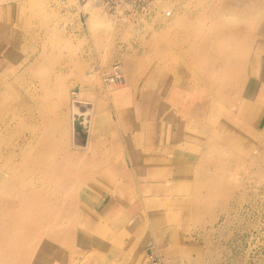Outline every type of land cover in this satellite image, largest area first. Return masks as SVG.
<instances>
[{"label":"rangeland","instance_id":"374dc122","mask_svg":"<svg viewBox=\"0 0 264 264\" xmlns=\"http://www.w3.org/2000/svg\"><path fill=\"white\" fill-rule=\"evenodd\" d=\"M90 1L0 0V164H21L23 147L49 141L48 154L35 158L48 155L64 163L63 173L80 175L60 186V173L51 182L50 231L30 264H264L262 0H153L146 15L126 16L101 5L96 18L97 1ZM231 3L239 13L224 18L230 39L217 48L215 21ZM244 16L249 26L233 37L232 25ZM247 53L245 65L238 57ZM115 63L126 82L111 88L103 73ZM74 91L80 111L92 109L96 147H82L87 128L74 131L84 119L74 114Z\"/></svg>","mask_w":264,"mask_h":264},{"label":"bare ground","instance_id":"6f19581e","mask_svg":"<svg viewBox=\"0 0 264 264\" xmlns=\"http://www.w3.org/2000/svg\"><path fill=\"white\" fill-rule=\"evenodd\" d=\"M89 2H91L90 0H89ZM92 3V2H91ZM91 3H90V5H91ZM89 4V3H88ZM88 4L86 5V6H88ZM189 6V5H188ZM261 6L262 7H264V0H262V4H261ZM100 7H101V4L100 3H98V2H95L94 3V6L92 7V9L91 10H94L93 12H92V15H91V17L92 18H96V17H99L100 16ZM190 8V7H189ZM225 8V10H224V12L222 13V15H221V19H222V22H217L218 20H216L215 22L216 23H218L219 25H217V27H215V28H217L216 30V39H212V41H213V44L215 43V47H217V48H220V44H219V42L221 43V41H220V39L222 40V41H227V39H230V38H228V30H226L225 31V29H222V28H225V27H223L224 25H222V24H227L228 25V23L226 22V17H227V15H232V16H234V15H237V13H239L238 11H237V9L232 5V3L230 4V5H227L226 7H224ZM31 9H33V8H31ZM187 10L189 11V9L187 8ZM187 10H186V12H187ZM31 11V10H30ZM244 11H245V9H244ZM244 11H242V14L244 13ZM35 12V9H34V11H33V13ZM36 12H37V10H36ZM190 12V11H189ZM191 13V12H190ZM262 13H263V15H264V9H263V11H262ZM226 15V16H225ZM220 17V16H219ZM123 18V17H122ZM125 18V17H124ZM225 18V19H224ZM259 18V17H258ZM258 18H256V20L258 19ZM123 20H125V19H123ZM259 20V19H258ZM126 22L128 21V20H125ZM177 21V20H176ZM223 21H225V23L223 22ZM247 21H248V18L246 17V16H244L243 18H242V20L240 21V22H238V23H236V24H233L232 26H233V30H232V33H231V35L233 36L234 34L235 35H237L236 34V32H237V27H239L240 25H248L249 26V24L247 23ZM124 22V21H123ZM175 23V22H174ZM173 23V26H175V24H177V23H175L174 24ZM169 24V23H168ZM189 27V26H188ZM246 27V26H245ZM10 31V30H9ZM202 31V30H201ZM201 31H199V33L201 32ZM205 31V30H204ZM242 31V30H241ZM198 32V31H197ZM209 32H210V30H209ZM244 33V32H243ZM154 34V33H153ZM155 34H157V33H155ZM198 34V33H197ZM196 34V35H197ZM203 34V33H202ZM207 34H209V33H207ZM211 34H213V31H212V33ZM160 35V34H159ZM159 35H158V37H159ZM201 35V34H200ZM247 35H249V34H247ZM252 35V34H251ZM231 36V37H232ZM240 36V35H239ZM158 37H154L153 39H156V38H158ZM234 37V36H233ZM236 38H237V36H236ZM195 39H196V37H195ZM210 39V38H209ZM150 40H152V39H150ZM192 40V39H191ZM219 40V41H218ZM244 40V39H243ZM246 40V39H245ZM155 41V40H154ZM197 41H198V39H197ZM202 41V40H201ZM201 41H199V42H201ZM204 41H205V39H204ZM209 40L207 39V41L206 42H208ZM211 41V40H210ZM232 41V40H231ZM235 41V40H234ZM151 42H153V40L151 41ZM156 42V41H155ZM188 42H190V41H188ZM192 43H193V41H191ZM190 42V45L191 46H193V45H195V44H193L192 45V43ZM229 42V41H228ZM242 42V41H241ZM150 43V42H149ZM154 43V42H153ZM195 43H196V41H195ZM224 43V42H223ZM227 43V42H226ZM230 43V42H229ZM233 43V42H232ZM232 43H231V45H232ZM152 44V43H151ZM233 44H235V43H233ZM241 44V43H240ZM190 45H188V47L190 46ZM196 45H197V43H196ZM222 45V44H221ZM228 45V44H227ZM244 45H246V44H244ZM190 46V47H191ZM199 46L201 47V45L199 44ZM198 46V47H199ZM204 46V45H203ZM234 46L235 45H233V48H234ZM188 47H186V48H188ZM189 47V48H190ZM222 47V51H223V54L221 53V55L223 56L224 54H228V48L230 47H228V46H226V44H225V46L223 47V45L221 46ZM183 48V47H182ZM216 48V49H217ZM7 49V48H6ZM184 49V48H183ZM196 49V48H195ZM198 49V48H197ZM236 46H235V49H234V51L232 50L231 51V53L229 54L230 55V57H231V54H233V52H237L236 51ZM209 50V49H208ZM211 50H213V49H210V51ZM239 50H240V46H239ZM244 50H245V47H244ZM247 50H249L248 48H247ZM193 51H195V50H193ZM199 49H198V53H199ZM216 51V50H215ZM218 51V50H217ZM250 51V50H249ZM187 52V51H186ZM196 52V51H195ZM212 52V51H211ZM221 52V51H220ZM10 53V52H9ZM197 52H196V57H197V54H198ZM218 53H219V51H218ZM194 54V53H193ZM201 54V53H200ZM214 54V53H213ZM217 54V53H216ZM249 53H247L246 54V56H244V55H242V54H240L239 55V57L238 58H240L241 60H243L244 59V57H245V60H244V62L246 61V58H248V55ZM180 55H181V53H180ZM188 54H186V56H187ZM228 55V56H229ZM236 55V54H235ZM215 56V55H214ZM217 56V55H216ZM218 56H220V54L218 55ZM221 56V57H222ZM218 58V57H217ZM217 58H216V61H220V60H217ZM243 58V59H242ZM206 59H207V57H206ZM205 58H204V60H206ZM225 59V58H224ZM240 59H238L239 61H240ZM44 60V59H43ZM171 60H173V59H171ZM176 60V62H177V59H175ZM221 60H222V58H221ZM39 61V60H38ZM194 61H196V60H194ZM211 61H213L214 62V60H212L211 59ZM225 61H227V60H225ZM174 62V61H173ZM175 62V63H176ZM204 62V61H203ZM202 62V63H203ZM212 62V63H213ZM238 62V61H237ZM36 63V62H35ZM41 63V62H40ZM125 69H126V71H128V73H132V68H133V64L132 63H130L127 59H126V61H125ZM187 63V62H186ZM185 63V64H186ZM219 63V62H218ZM222 63H223V60H222ZM224 63H226V62H224ZM246 63L247 62H245V65H246ZM167 64V63H166ZM184 64V65H185ZM188 64V63H187ZM186 64V65H187ZM227 64V63H226ZM34 65H37V64H34ZM175 65V64H174ZM193 65H195L194 63H193ZM209 65V64H208ZM211 65V64H210ZM232 65V64H231ZM238 65V64H237ZM239 65H241L240 63H239ZM251 66H250V68H248V70H249V72H251L252 71V67L253 66H256V58L254 59V61H253V64H250ZM201 66V65H200ZM177 67V66H176ZM179 67V66H178ZM214 67H217L216 66V64H215V66ZM219 67V66H218ZM220 67H222L221 66V63H220ZM225 67V66H224ZM228 67H229V65H228ZM233 67H235V65L234 66H232V68ZM241 67H243V66H241ZM188 68V67H187ZM190 68V67H189ZM239 68V67H238ZM212 69H215V68H212ZM234 69V68H233ZM231 70V72L233 71V72H235L234 70ZM237 69V68H236ZM174 70V69H173ZM172 70V71H173ZM219 70V69H218ZM222 70V69H221ZM239 70V69H238ZM237 70V71H238ZM109 71V70H108ZM108 71H105L104 73H103V82L105 83V75H106V73L108 72ZM175 71V70H174ZM180 71V70H179ZM225 71H227V69L225 70ZM229 71V70H228ZM170 72H171V70H170ZM209 72H210V70H209ZM219 72H223V71H219ZM230 72V71H229ZM244 72V71H243ZM248 72V73H249ZM172 74L174 73V72H171ZM194 74H195V72H194ZM215 74H217V73H215ZM221 74V73H220ZM222 74H224V73H222ZM234 74V73H233ZM237 74V73H236ZM235 74V75H236ZM246 74H247V72H246ZM55 75V74H54ZM209 75H211V74H209ZM225 75V74H224ZM223 75V76H224ZM232 75V74H231ZM248 75V74H247ZM99 76V75H98ZM100 76H102V72H101V75ZM207 76V75H206ZM217 76V75H216ZM219 76H222V75H219ZM226 76H227V72H226ZM238 76H240L239 74H238ZM243 77H244V74L242 75ZM94 77V76H93ZM197 77V76H196ZM209 77V76H208ZM212 77H213V75H212ZM233 76H231L230 78H232ZM235 77V76H234ZM236 77H237V75H236ZM242 77V78H243ZM95 78V77H94ZM97 78H99V77H96L95 78V80H100V79H97ZM164 78V77H163ZM191 78H193V77H191ZM238 78V77H237ZM237 78L236 79H234L235 81L237 80ZM240 78H241V76H240ZM240 78H238V79H240ZM158 79V78H157ZM165 79V78H164ZM197 80H199L198 79V77L196 78ZM201 79V78H200ZM211 79V78H210ZM214 79V78H213ZM219 80H221V79H223L222 81L223 82H225L224 81V77L222 78L221 77V79L220 78H218ZM226 79H227V81H228V78L226 77ZM248 79V78H247ZM231 80V79H230ZM235 81H234V83H235ZM73 82H75V81H73ZM99 82H101V81H99ZM126 82V79H125V81H124V83ZM196 82V81H195ZM201 82V81H200ZM202 82H203V80H202ZM212 82H214L213 80H212ZM211 82V83H212ZM217 82V81H216ZM215 82V83H216ZM220 82V81H219ZM219 82H217V83H219ZM222 82V83H223ZM241 82V81H240ZM246 82V81H245ZM97 83V82H96ZM123 83V84H124ZM172 83V82H171ZM204 83V82H203ZM202 83V84H203ZM209 83V82H208ZM221 83V84H222ZM226 83H228V82H226ZM225 83V84H226ZM107 84V83H106ZM198 84H199V82H198ZM224 84V83H223ZM224 84V85H225ZM236 84V83H235ZM107 85H109V87L111 86V88H112V86L114 87V86H116V85H110V84H107ZM197 85V84H196ZM200 85V84H199ZM212 85H214V84H212ZM211 85V86H212ZM218 85V84H217ZM227 85V84H226ZM225 85V86H226ZM237 85V84H236ZM241 85V84H240ZM198 86V85H197ZM197 86H196V88H197ZM232 86V85H231ZM230 86V87H231ZM242 86V85H241ZM240 86V87H241ZM48 87V86H47ZM120 87V86H119ZM123 87V86H122ZM199 87V86H198ZM201 87V86H200ZM205 87V86H204ZM227 87V86H226ZM234 87V86H233ZM239 87V88H240ZM108 88V87H107ZM115 88V87H114ZM202 88V87H201ZM216 88H219V87H216ZM222 88L224 89V86L222 85ZM244 88V87H243ZM51 89V88H50ZM108 89H110V88H108ZM203 89V88H202ZM225 89H227V88H225ZM231 89V91H232V88H230ZM234 89V88H233ZM183 90V89H182ZM234 90H236V89H234ZM233 90V91H234ZM116 91V90H115ZM184 91V90H183ZM182 91V92H183ZM206 91H208V89L206 90ZM216 92H217V90H215ZM230 91V92H231ZM238 91H239V89H238ZM5 93V92H4ZM49 93V92H48ZM52 93V97H53V92H51ZM107 93H108V91H107ZM110 93V92H109ZM201 93V92H200ZM227 93V92H226ZM232 93H234V92H232ZM232 93H230V94H232ZM236 93V92H235ZM32 94V93H31ZM117 94V93H116ZM199 94V93H198ZM224 94V93H223ZM34 95V94H33ZM57 95H58V93H57ZM120 95V94H119ZM189 95V94H188ZM188 95H186V96H188ZM203 95H204V91H203ZM210 95H211V93H210ZM234 95V94H233ZM35 96H37V95H35ZM49 96V95H48ZM212 96V95H211ZM221 96H222V94H221ZM226 96H227V94H226ZM235 96L236 95H234L233 97L235 98ZM38 97V96H37ZM50 97V96H49ZM64 97H65V95H63V96H58L57 97V99L59 98V101L60 102H62L63 101V99H64ZM194 97V96H193ZM192 97V98H193ZM197 97V96H196ZM202 97V96H201ZM229 97V96H228ZM36 98V97H35ZM47 98V97H46ZM66 98V97H65ZM220 98H222V97H219V99ZM233 98V99H234ZM258 98V97H257ZM37 99V98H36ZM35 99V100H36ZM49 99V98H48ZM223 99V98H222ZM230 99V98H229ZM232 99V100H233ZM196 100V99H195ZM197 100H198V98H197ZM196 100V104H198V101ZM235 100V99H234ZM37 101V100H36ZM36 101H33V102H36ZM42 101V100H41ZM185 101V100H184ZM207 101V100H206ZM231 101V100H230ZM47 102H49V101H47ZM46 102V103H47ZM54 102V101H53ZM186 102V101H185ZM256 102V101H255ZM39 103V102H38ZM41 103V102H40ZM50 103H51V100H50ZM58 103V102H57ZM57 103H55L54 105L56 106V104ZM83 104H85V102H82ZM208 103V102H207ZM227 103H228V101H227ZM232 103V102H231ZM195 104V105H196ZM257 104H259V103H257ZM34 105H36L37 106V104L35 103ZM44 104H41V106H43ZM58 105H60V104H58ZM228 105H230L229 103H228ZM41 106H40V108H41ZM48 106H50V104L48 105ZM54 106V107H55ZM210 106V105H209ZM39 107V106H38ZM94 107V106H93ZM228 107V106H227ZM52 108V107H51ZM61 108V107H60ZM197 108H198V105L194 108V113L197 111ZM201 108V107H200ZM44 109V108H43ZM45 109H48L47 107H45ZM54 110V109H53ZM188 110V109H187ZM73 111H74V114H77V115H82L83 114V122L80 124V127H78L77 126V122H75L74 123V131H77V132H80V130L82 129V128H87L88 129V131H89V136H90V138H91V140L89 141V139L87 138V141H86V143H85V145H83L82 147H85V149L87 148H89L90 146H92V147H96L97 146V142H96V140H95V135L93 134V132H94V126H93V124H92V118L91 119H89L88 118V115L89 114H91V112H92V109H90V108H88L87 109V111H85L84 113L83 112H81L80 111V108H79V106H77V105H75V103H74V105H73ZM193 111V110H192ZM43 112H46V110H44ZM42 111H41V113H43ZM50 112H52V111H49V113ZM64 112V111H63ZM52 114V113H51ZM35 115V114H34ZM33 115V116H34ZM49 115V114H48ZM58 115V114H57ZM41 116H44V114L43 115H41ZM54 116V113L52 114V117ZM46 117V116H45ZM62 117V116H61ZM194 117V116H193ZM196 117V116H195ZM39 118H40V116H39ZM38 118V119H39ZM58 118V117H57ZM65 118V117H64ZM37 119V118H36ZM35 119V120H36ZM43 119H44V117H43ZM46 119H48V118H46ZM49 119H50V117H49ZM51 119H53V118H51ZM54 119H55V116H54ZM32 120V119H31ZM41 120V119H40ZM43 121V120H42ZM47 121V120H46ZM55 122H60V119L57 121V119L56 120H54ZM62 121V120H61ZM40 122V121H39ZM48 122H51V120L50 121H48ZM55 122H53V124L55 123ZM47 123V122H46ZM52 123V122H51ZM57 123V125H55L56 127L58 126V125H60V123L58 124ZM5 124V123H4ZM8 125H9V123H7ZM33 124V123H32ZM35 124V123H34ZM38 124V123H37ZM48 124L49 123H47V125H45V126H47L48 127ZM50 125V124H49ZM52 125V124H51ZM50 125V126H51ZM36 125H34V127H35ZM54 126V127H55ZM1 127V126H0ZM37 127H40V126H37ZM9 128V127H8ZM43 128V127H42ZM42 128H41V130H42ZM60 128H63V125H62V127H60ZM3 129H4V127H3ZM7 129V128H6ZM44 129V128H43ZM57 129V128H56ZM36 130V129H35ZM34 130V131H35ZM46 129H44V131H45ZM61 130V129H60ZM6 131V130H5ZM51 131V130H50ZM47 132V131H46ZM63 132V130H61V133ZM49 133V132H48ZM58 133V132H57ZM37 134V133H36ZM42 134V133H41ZM28 135H30V134H28ZM31 136V135H30ZM33 136H35V135H33L32 134V136L31 137H33ZM39 136V135H38ZM57 136V135H56ZM55 136V137H56ZM29 137V136H28ZM36 137V136H35ZM58 137V136H57ZM59 138V137H58ZM61 140V139H60ZM63 140H65V139H63ZM59 141V140H58ZM98 141V140H97ZM42 142V141H41ZM60 142V141H59ZM161 142V141H160ZM49 143V141H46V142H44V143H42V144H45V145H42V144H39L40 146L38 147V145H37V147H34V148H31V149H26V148H22V149H19L20 151L22 150V161H21V164L20 163H16V165H10L9 167H4V165H3V167H2V165H1V167H0V264H30L31 262H33L34 260H36V257H37V255H36V252H37V249L39 248L38 247V244H39V242H40V239L42 238V237H48V232L50 231L49 230V228H50V226L49 225H46L47 224V222H46V224H44V219L46 218V217H49V215H48V212L52 209V206H53V204H54V202H55V198H54V194H55V190H54V187H55V185H51V182H53V180H55V178H56V176L57 175H59L60 173L62 174V176H61V178L59 179V181H58V183L56 184V185H60V186H62L64 183L66 184H68L71 180L74 182L75 180H77L78 178H80V175L79 174H73V172L69 175H67V174H65V173H63V169H64V163L62 162V163H55L54 162V160H52V158L51 157H48V155H42L41 156V158L39 159V160H37L35 157H38V155L37 154H48V152H47V149H45V147L47 148V146H49V145H47ZM24 144V143H23ZM29 144V143H28ZM60 144V143H59ZM58 144V145H59ZM50 145H53V144H51L50 143ZM57 145V146H58ZM56 146V145H55ZM20 148V147H19ZM54 148V147H53ZM153 148V147H152ZM70 149V148H69ZM68 149V150H69ZM154 149V148H153ZM176 149H179V148H174L173 150H176ZM181 149V148H180ZM13 150V149H12ZM16 150H18V149H16ZM58 150H60L59 148H58ZM71 150V149H70ZM1 151V150H0ZM20 151L18 152V154L20 153ZM56 151H57V149H56ZM72 151V150H71ZM70 151V152H71ZM2 152V151H1ZM60 152H62V151H60ZM174 152V151H173ZM4 153V152H3ZM14 153V152H13ZM12 153V154H13ZM63 153V152H62ZM155 153V152H154ZM5 154V153H4ZM14 154H16V153H14ZM13 154V155H14ZM18 154H16V155H18ZM151 154V153H150ZM11 155V154H10ZM15 155V156H16ZM21 155V154H20ZM152 155V154H151ZM3 156V155H2ZM7 156H9V154L7 155ZM12 156V155H11ZM150 156V155H149ZM3 157H5V156H3ZM3 157H2V159H3ZM17 157V156H16ZM154 157V156H153ZM8 158V157H7ZM12 158V157H11ZM20 159V157L18 158V160ZM9 161H8V163L10 162V159H8ZM11 160H14L13 158L11 159ZM70 160L72 161L73 159L72 158H70ZM156 160V159H155ZM2 161V160H1ZM12 162V161H11ZM152 162H153V160H152ZM155 162V161H154ZM2 163H4V161H2ZM10 164H12V163H10ZM67 164H70L69 162L67 163ZM143 164V163H142ZM27 165H33L34 167L33 168H31V169H29L25 174H24V168H25V166H27ZM43 167H45L43 170H40V169H38V168H43ZM73 167V166H72ZM72 167H70V168H68V169H72ZM114 167V166H113ZM83 168H85V167H83ZM144 169V168H143ZM167 169V168H166ZM118 170V169H117ZM146 170V169H145ZM42 173V174H41ZM41 174V175H40ZM73 175V176H72ZM142 175V174H141ZM152 175H154V173L152 174ZM208 176H205L204 178H207ZM154 178H155V175H154ZM160 178H161V176H160ZM123 180H125V179H123ZM137 181V180H136ZM168 181V180H167ZM154 183V182H153ZM137 184V183H136ZM159 184V183H158ZM205 185H208V181L206 180V184ZM70 189V188H69ZM140 191V190H139ZM67 192V191H66ZM61 193V192H60ZM71 193H72V191H71ZM64 195V194H63ZM144 195V194H143ZM142 195V196H143ZM67 196H68V193H67ZM66 196V198H68L69 200H70V198L69 197H67ZM72 196V195H71ZM147 196H148V194H147ZM155 196V195H154ZM45 197L47 198L46 200H45ZM63 198H65L64 196H62ZM61 197V198H62ZM77 197V196H76ZM65 198V199H66ZM73 198V197H72ZM79 198V197H78ZM138 198H140V200H141V197H139L138 196ZM79 200V199H78ZM116 200V199H115ZM138 200V199H137ZM152 199H146L145 201H146V205H150V204H152L154 201H151ZM63 201V200H62ZM56 202H57V200H56ZM67 202H68V200H67ZM77 202V201H76ZM137 202V201H136ZM139 203H140V201H139ZM65 204H66V202H65ZM74 204V203H73ZM133 204V203H132ZM131 204V205H132ZM72 205V204H71ZM77 205V204H76ZM134 205H136V203L134 204ZM133 205V206H134ZM58 206V205H57ZM62 206V205H61ZM65 206H67V205H65ZM73 206V205H72ZM74 206H75V204H74ZM152 206V205H151ZM139 207V206H138ZM149 207V206H148ZM57 208V207H56ZM133 208V207H132ZM135 208V207H134ZM141 208V207H140ZM143 208V207H142ZM170 208V207H169ZM58 209V208H57ZM60 209H61V207H60ZM66 209V208H65ZM77 209V208H76ZM69 210V209H68ZM58 211H60V210H58ZM65 211H67V210H65ZM72 211V210H71ZM133 211V210H132ZM68 212V211H67ZM73 212V211H72ZM135 212V211H134ZM159 212V211H158ZM49 213H52V212H49ZM58 212H56V214H57ZM65 214V213H64ZM72 213H70V215H71ZM54 215V214H53ZM77 216V215H76ZM52 216L50 215V218H51ZM62 217V216H61ZM60 217V218H61ZM52 218H54V217H52ZM54 220V219H53ZM76 220V219H75ZM62 221V220H61ZM60 221V224L62 223ZM64 221V220H63ZM52 222V221H51ZM68 222V221H67ZM79 222V221H78ZM55 223V222H54ZM57 224H59V223H57ZM64 224V223H63ZM56 225V224H55ZM126 225V224H125ZM56 226H58V225H56ZM63 226V225H62ZM65 226V225H64ZM161 226V225H160ZM67 228H68V226H67ZM63 229H65V227H63ZM63 229H62V231H63ZM76 229V228H75ZM120 229V228H119ZM47 230H49V231H47ZM68 230V229H67ZM113 230V229H112ZM161 230V229H160ZM59 231H61V229L59 230ZM76 231V230H75ZM114 231V230H113ZM112 231V232H113ZM120 231V230H119ZM117 232V231H116ZM159 232H161V231H159ZM114 233V232H113ZM50 234V233H49ZM68 234H69V232H68ZM67 234V235H68ZM152 234V233H151ZM67 235H66V238H67ZM121 236V235H120ZM52 238V240H53V237H51ZM55 241H57V240H55ZM60 242H62V240L60 241ZM60 242H58V243H60ZM57 243V244H58ZM63 245V244H62ZM67 245V244H66ZM137 248V247H136ZM139 248H140V246H139ZM136 250V249H135ZM140 250V249H139ZM103 253V252H102ZM106 253V252H105ZM154 254V253H153ZM146 255V254H145ZM104 256V255H103ZM148 256H150L151 257V254H149ZM111 259V258H110ZM151 259H152V257H151ZM108 260V259H107ZM129 260V259H128ZM109 261V260H108ZM35 264V263H34ZM119 264V263H118Z\"/></svg>","mask_w":264,"mask_h":264},{"label":"built area","instance_id":"2783aa9c","mask_svg":"<svg viewBox=\"0 0 264 264\" xmlns=\"http://www.w3.org/2000/svg\"><path fill=\"white\" fill-rule=\"evenodd\" d=\"M111 9H119L126 15H146L150 9L153 0H94ZM105 82L110 85L123 84L125 75L119 63H115L105 75ZM73 103H80L79 94L72 93Z\"/></svg>","mask_w":264,"mask_h":264},{"label":"crops","instance_id":"0c3cea01","mask_svg":"<svg viewBox=\"0 0 264 264\" xmlns=\"http://www.w3.org/2000/svg\"><path fill=\"white\" fill-rule=\"evenodd\" d=\"M88 139H89V141L91 140V138H90V136H89V135H88ZM109 201H110V199H109ZM107 203H108V201H107ZM107 203H106V204H107ZM105 208H106V205H105Z\"/></svg>","mask_w":264,"mask_h":264}]
</instances>
